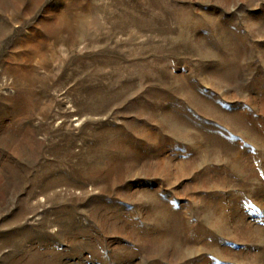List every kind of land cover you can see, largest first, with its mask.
I'll list each match as a JSON object with an SVG mask.
<instances>
[{"label": "rangeland", "instance_id": "374dc122", "mask_svg": "<svg viewBox=\"0 0 264 264\" xmlns=\"http://www.w3.org/2000/svg\"><path fill=\"white\" fill-rule=\"evenodd\" d=\"M0 264H264V0H0Z\"/></svg>", "mask_w": 264, "mask_h": 264}]
</instances>
